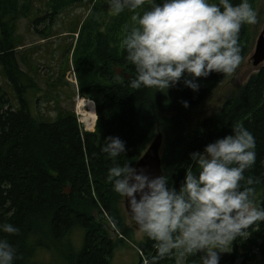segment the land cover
Masks as SVG:
<instances>
[{
  "label": "trees",
  "instance_id": "trees-1",
  "mask_svg": "<svg viewBox=\"0 0 264 264\" xmlns=\"http://www.w3.org/2000/svg\"><path fill=\"white\" fill-rule=\"evenodd\" d=\"M76 1L80 0H51L46 12L31 17V26L41 37L51 36L55 16ZM29 9V0L22 4L0 0V69L16 101L13 107L0 86V222L18 228L16 234L0 233V237L16 250L13 264H48L38 256L49 253L59 264H113L114 250L124 238L135 240L126 226L123 198L105 179L113 163L100 150L107 136H118L125 143V154L116 162L129 161L134 166L160 132V167L178 188L188 153L202 150L207 143L230 134L233 126L243 125L256 143L255 164L245 175L258 179L252 186L254 197L264 207V63L215 112L193 120L190 114L229 76L212 73L197 78L195 92L180 83L166 92L131 89L129 79L135 76V69L116 43V32L129 14L112 17L103 0H98L82 21L72 51L77 94L93 101L96 115L93 130L81 131L72 110L59 112L53 120L31 110L28 96L38 88L18 63L13 37L15 22L20 16L30 18ZM247 32V25H242L238 35L241 62L249 50ZM114 68L122 72L117 76ZM105 225L119 235L117 240L109 237ZM78 229L82 244L75 249L70 237ZM135 241L136 251L149 261L155 253L154 242L143 236ZM256 255L264 259V222L246 239L237 238L232 251L220 256L219 264H250Z\"/></svg>",
  "mask_w": 264,
  "mask_h": 264
},
{
  "label": "clouds",
  "instance_id": "clouds-1",
  "mask_svg": "<svg viewBox=\"0 0 264 264\" xmlns=\"http://www.w3.org/2000/svg\"><path fill=\"white\" fill-rule=\"evenodd\" d=\"M108 14H129L130 24L120 41L124 59L135 69L129 87L166 92L178 83L193 92L197 78L212 73L230 76L241 62L238 35L242 25L256 23L249 0H103ZM186 108L187 101H181ZM100 149L113 162L106 182L127 205L131 222L153 243L154 255L145 264H219L264 222V207L254 197L258 179L246 176L256 161V143L243 125L188 153L184 176L174 187L169 176H150L129 161L118 136L105 137ZM242 182V183H241ZM18 228L0 222V233ZM15 248L0 237V264H13Z\"/></svg>",
  "mask_w": 264,
  "mask_h": 264
},
{
  "label": "rangeland",
  "instance_id": "rangeland-1",
  "mask_svg": "<svg viewBox=\"0 0 264 264\" xmlns=\"http://www.w3.org/2000/svg\"><path fill=\"white\" fill-rule=\"evenodd\" d=\"M25 1L27 0H19V3L22 4ZM29 1L30 18L20 16L17 19L13 26V37L18 45L15 50L18 63L21 69L31 75L38 88L28 96L31 110L45 120L55 119L61 111L72 110L77 116L80 130L83 131L84 125L81 121V115L76 110V100L80 96L77 94V74L73 65L72 51L82 21L89 16L90 9L98 0H80L67 5L55 16L51 36L45 38L35 32L30 24V19L36 13L40 15L46 12L47 5L51 0ZM250 4L256 12V23L247 25V44L249 47L247 55L237 69L212 91L200 109L190 114L189 118L197 120L215 112L230 94L242 87L250 74L257 71L259 66L252 65L251 56L264 25V0H250ZM44 24L47 22L41 23L40 28ZM128 24H130V19L122 23L116 32V43L119 49L121 48L120 41L125 35V26ZM89 60L92 62L90 57ZM0 86L8 93L13 107H16L12 89L1 69ZM93 128L85 131H92ZM94 216L96 217L95 213ZM126 226L132 230L135 240L142 238V234L139 233L137 227L128 217L126 218ZM105 228L108 230L109 237L112 240H117L119 235L111 226L105 225ZM71 236L73 247L75 249L80 248L82 244L81 229L74 230ZM135 240L132 237L124 238V242L114 250L113 264H136L137 261H142V264H145V256L136 251ZM226 254L223 253L220 256L224 257ZM44 255L39 254L38 259L43 258L48 264L60 263L51 253ZM234 264L242 263L236 261ZM250 264H264V259L260 255H256L255 262Z\"/></svg>",
  "mask_w": 264,
  "mask_h": 264
},
{
  "label": "water",
  "instance_id": "water-1",
  "mask_svg": "<svg viewBox=\"0 0 264 264\" xmlns=\"http://www.w3.org/2000/svg\"><path fill=\"white\" fill-rule=\"evenodd\" d=\"M252 65L259 66L264 62V25L263 28L258 35L256 40V44L254 47V51L251 56ZM120 68H114V73L118 76L121 73ZM125 78L128 77L127 74H123ZM162 146V134L158 132L144 153L139 157L137 162L135 163L134 167L139 169H144L146 173L150 176H158L162 174V170L160 167V149ZM68 191V189H67ZM123 209L126 213V216L130 219L128 215L127 205L125 200L122 201ZM134 224V223H133ZM136 227V226H135Z\"/></svg>",
  "mask_w": 264,
  "mask_h": 264
},
{
  "label": "bare ground",
  "instance_id": "bare-ground-1",
  "mask_svg": "<svg viewBox=\"0 0 264 264\" xmlns=\"http://www.w3.org/2000/svg\"><path fill=\"white\" fill-rule=\"evenodd\" d=\"M76 110L81 115V119L86 124V127L92 129L96 119L92 101L90 99L78 97L76 100Z\"/></svg>",
  "mask_w": 264,
  "mask_h": 264
},
{
  "label": "built area",
  "instance_id": "built-area-1",
  "mask_svg": "<svg viewBox=\"0 0 264 264\" xmlns=\"http://www.w3.org/2000/svg\"><path fill=\"white\" fill-rule=\"evenodd\" d=\"M81 121H82V119H81ZM83 122V121H82ZM83 125H84V130H86V129H88L87 127H86V124L83 122Z\"/></svg>",
  "mask_w": 264,
  "mask_h": 264
}]
</instances>
